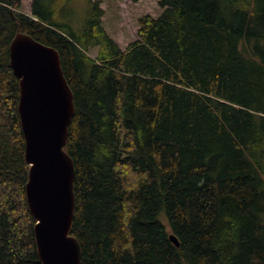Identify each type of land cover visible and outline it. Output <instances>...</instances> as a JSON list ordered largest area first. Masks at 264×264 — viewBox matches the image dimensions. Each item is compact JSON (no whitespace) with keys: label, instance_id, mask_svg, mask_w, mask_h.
I'll list each match as a JSON object with an SVG mask.
<instances>
[{"label":"trees","instance_id":"16d2710c","mask_svg":"<svg viewBox=\"0 0 264 264\" xmlns=\"http://www.w3.org/2000/svg\"><path fill=\"white\" fill-rule=\"evenodd\" d=\"M160 5L122 49L101 0H0V264H41L18 32L60 52L74 93L82 264H264V0Z\"/></svg>","mask_w":264,"mask_h":264},{"label":"water","instance_id":"95a60500","mask_svg":"<svg viewBox=\"0 0 264 264\" xmlns=\"http://www.w3.org/2000/svg\"><path fill=\"white\" fill-rule=\"evenodd\" d=\"M10 64L20 83L18 109L30 165L26 197L36 219L38 257L41 264H82L80 242L71 234L75 164L65 149L75 101L60 52L18 32L11 41ZM171 239L180 244L175 235Z\"/></svg>","mask_w":264,"mask_h":264},{"label":"rangeland","instance_id":"374dc122","mask_svg":"<svg viewBox=\"0 0 264 264\" xmlns=\"http://www.w3.org/2000/svg\"><path fill=\"white\" fill-rule=\"evenodd\" d=\"M21 8L31 14L32 0H20ZM104 9L103 26L108 34L125 49L138 38L139 19L145 15L158 17L164 8L160 0H101ZM98 49L91 50L93 56Z\"/></svg>","mask_w":264,"mask_h":264}]
</instances>
